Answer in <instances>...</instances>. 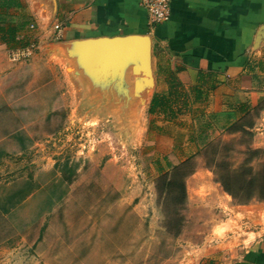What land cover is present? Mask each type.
Masks as SVG:
<instances>
[{
  "label": "rangeland",
  "instance_id": "374dc122",
  "mask_svg": "<svg viewBox=\"0 0 264 264\" xmlns=\"http://www.w3.org/2000/svg\"><path fill=\"white\" fill-rule=\"evenodd\" d=\"M32 30L29 53L14 59L23 48H0V264H192L217 214L212 182L259 174L264 132L161 127L149 107L166 89L162 79L100 99L101 89L116 88L101 77L122 68L69 65L67 48L51 40L42 48ZM192 136L179 149L191 158L184 171H204L180 177L187 200L177 206L158 193V178L173 170V138ZM250 149L261 154L247 162Z\"/></svg>",
  "mask_w": 264,
  "mask_h": 264
},
{
  "label": "crops",
  "instance_id": "0c3cea01",
  "mask_svg": "<svg viewBox=\"0 0 264 264\" xmlns=\"http://www.w3.org/2000/svg\"><path fill=\"white\" fill-rule=\"evenodd\" d=\"M24 1L34 18L32 31L41 47L49 40L52 47L63 45L74 55L73 60H67L69 65L90 67L84 56L85 42L148 35L155 83L159 79L165 83L159 69L176 72L186 88L197 84L199 71L213 73L216 86L201 104L200 118L190 112L172 120L154 114L161 127L171 126L177 134H201L202 123H206L205 132L227 131L247 115V110L264 103V40L256 43L264 26V0H171L170 19L155 29L138 0ZM3 47L7 46L0 44ZM155 52L165 57L164 61H155ZM138 64L137 57L128 59L116 67L122 68L121 75L101 77V83L112 85L110 91L116 88L115 93L109 92L111 96L108 88L101 89L99 98L112 100L123 94L119 86L125 83L145 84V78L149 82L148 75L133 71ZM142 67H146L145 62L140 70ZM256 119L251 130L264 132V108ZM174 138L167 160L172 165L187 159L179 149L194 141L193 136L180 142ZM202 171L197 170L193 177ZM212 184L218 196L214 190L208 194L215 199L217 214L210 234L189 255L192 264H264V204H234L218 182Z\"/></svg>",
  "mask_w": 264,
  "mask_h": 264
},
{
  "label": "trees",
  "instance_id": "16d2710c",
  "mask_svg": "<svg viewBox=\"0 0 264 264\" xmlns=\"http://www.w3.org/2000/svg\"><path fill=\"white\" fill-rule=\"evenodd\" d=\"M34 26V18L27 9V4L24 0H0V44H5L8 48H24L32 44L31 34L28 31ZM159 75L164 76L166 89L162 92L154 93L149 113H160L166 119H175L180 115L191 113L193 117L200 118L201 104L206 99L208 91L216 86L213 80V73L199 71L198 82L190 88H186L178 79L176 72L159 69ZM264 108V103L247 110V115L240 120L234 122L227 128V132L247 133L251 137L253 132L251 128L255 122L250 118L254 112L259 115L260 110ZM206 123L200 125V133L205 132ZM247 162H252L254 157L261 154L259 149H250ZM0 156L2 154L0 153ZM191 158H187L184 162L172 165V171L161 172L158 178V193L169 199L177 206H182L187 200L185 181L179 180L180 177H187L193 174L195 169L185 172L184 169L188 165ZM213 163L214 160H213ZM160 170L162 168L160 167ZM177 172V174H176ZM252 169L247 170V174L236 179L229 175H221L216 178L223 190L237 200L238 204H247L253 199L264 202V166L262 171L257 175H251ZM235 180V183L233 181ZM237 181V182H236ZM238 187V190L235 189ZM213 264V263H210Z\"/></svg>",
  "mask_w": 264,
  "mask_h": 264
},
{
  "label": "water",
  "instance_id": "95a60500",
  "mask_svg": "<svg viewBox=\"0 0 264 264\" xmlns=\"http://www.w3.org/2000/svg\"><path fill=\"white\" fill-rule=\"evenodd\" d=\"M264 40V26L257 35L256 43ZM84 56L90 67H100L109 72L110 69L124 65L125 61L137 57L139 64L135 65L133 71L136 74L149 76V82L145 78L146 85H154V76L152 68V43L148 35H128L113 38H100L90 42L83 43ZM145 66L140 70V66ZM136 85L143 87L139 82Z\"/></svg>",
  "mask_w": 264,
  "mask_h": 264
},
{
  "label": "built area",
  "instance_id": "2783aa9c",
  "mask_svg": "<svg viewBox=\"0 0 264 264\" xmlns=\"http://www.w3.org/2000/svg\"><path fill=\"white\" fill-rule=\"evenodd\" d=\"M139 5L145 9L151 26L160 25L171 17V0H138ZM33 27V26H32ZM56 28H60L56 25ZM33 46V45H32ZM16 49L12 51L14 59L30 52V48Z\"/></svg>",
  "mask_w": 264,
  "mask_h": 264
},
{
  "label": "bare ground",
  "instance_id": "6f19581e",
  "mask_svg": "<svg viewBox=\"0 0 264 264\" xmlns=\"http://www.w3.org/2000/svg\"><path fill=\"white\" fill-rule=\"evenodd\" d=\"M145 62V61H144Z\"/></svg>",
  "mask_w": 264,
  "mask_h": 264
}]
</instances>
